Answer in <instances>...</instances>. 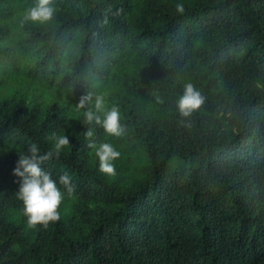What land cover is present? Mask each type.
<instances>
[{
    "label": "trees",
    "instance_id": "1",
    "mask_svg": "<svg viewBox=\"0 0 264 264\" xmlns=\"http://www.w3.org/2000/svg\"><path fill=\"white\" fill-rule=\"evenodd\" d=\"M180 2L54 0L37 25L35 0H0V264H264V0ZM186 83L205 101L181 117ZM88 93L121 136L84 122ZM52 132L70 145L44 167L74 192L32 227L13 169ZM89 141L120 151L115 174Z\"/></svg>",
    "mask_w": 264,
    "mask_h": 264
},
{
    "label": "clouds",
    "instance_id": "2",
    "mask_svg": "<svg viewBox=\"0 0 264 264\" xmlns=\"http://www.w3.org/2000/svg\"><path fill=\"white\" fill-rule=\"evenodd\" d=\"M177 13L185 11L184 4L177 0L175 5ZM56 7L54 0H35V3L23 9L21 23L37 25L47 24L54 20ZM204 96L192 83H186L183 94L178 100V111L181 117H189L204 103ZM83 111L85 123L98 125L108 136H121L124 126L121 124V115L117 106H106L104 96L101 94L88 93L81 96L76 105ZM86 135L91 137L92 131ZM48 139L51 147L47 151L32 143L27 151H20L13 175L19 178L17 198L23 204V214L27 218L28 225L47 227L50 222L60 219V205L65 195L71 196L74 192L72 178L68 173L60 175L58 180L53 178L52 173L44 166L47 161L58 158L70 145L69 136L65 132L57 134L52 132ZM88 147L93 149L98 157V170L104 174H115L114 161L121 153L110 142L89 141ZM60 186H63V190Z\"/></svg>",
    "mask_w": 264,
    "mask_h": 264
}]
</instances>
